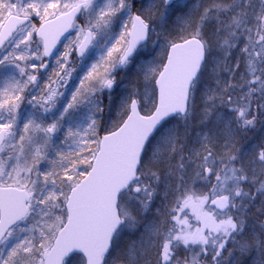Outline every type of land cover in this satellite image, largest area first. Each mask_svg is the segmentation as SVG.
<instances>
[{
  "label": "snow or ice",
  "instance_id": "snow-or-ice-1",
  "mask_svg": "<svg viewBox=\"0 0 264 264\" xmlns=\"http://www.w3.org/2000/svg\"><path fill=\"white\" fill-rule=\"evenodd\" d=\"M0 264H264V0H0Z\"/></svg>",
  "mask_w": 264,
  "mask_h": 264
}]
</instances>
